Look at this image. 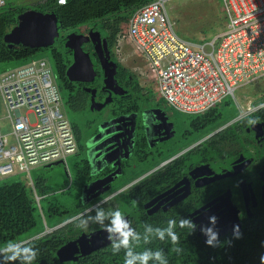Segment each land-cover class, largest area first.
<instances>
[{
    "label": "flooded vegetation",
    "instance_id": "1",
    "mask_svg": "<svg viewBox=\"0 0 264 264\" xmlns=\"http://www.w3.org/2000/svg\"><path fill=\"white\" fill-rule=\"evenodd\" d=\"M84 27L69 34L89 36L91 32H100ZM69 34L64 36V46ZM101 36L106 39L105 30ZM116 47L111 48L108 40L107 48L93 41L82 45L96 73L93 81L85 73L89 63L84 55L80 60L85 71L73 73L72 77L78 80H70L68 70L75 63V50L66 46L71 63L64 73L63 91L59 85L60 76L53 72L77 141V152L73 155L77 160L72 167L75 183L82 186V190L90 188L86 189L85 200L91 203L105 197L104 204L108 208L122 209L119 199L133 191L130 210L124 213L133 226L135 220L155 217L189 218L197 226L194 231L198 236L201 233L203 238L200 229L210 226V216H216L217 221L225 217V207L220 199L230 190L242 230L244 217L252 218L253 211L264 204V128L257 132L251 129L255 124L248 123L242 138L243 148L230 145L226 156L223 154L209 161L206 150L226 127L202 134V129L196 128L195 118L181 117L166 103L156 101L151 93L140 87L137 77L118 61ZM49 63L54 71L51 61ZM124 76L132 84L126 82ZM93 96L95 107L92 110ZM109 99L111 101L103 107ZM263 108L264 105H258L249 116ZM247 117L239 118L231 125L242 124ZM256 124H264V120ZM198 136L200 138L195 139ZM241 157L243 161L237 163ZM235 171L238 173L222 178ZM110 178L112 181L108 183ZM104 189L108 190L97 196ZM242 189L250 195L248 204ZM229 227L227 234L237 229L232 223L221 229Z\"/></svg>",
    "mask_w": 264,
    "mask_h": 264
},
{
    "label": "built area",
    "instance_id": "2",
    "mask_svg": "<svg viewBox=\"0 0 264 264\" xmlns=\"http://www.w3.org/2000/svg\"><path fill=\"white\" fill-rule=\"evenodd\" d=\"M10 1L0 0V9ZM172 1L151 0L127 22L126 36L143 63L141 77L134 75L156 101L197 117L264 77V0H220L223 32L197 42L179 34ZM0 93L12 126L11 135L0 130V180L21 175L34 188L31 172L77 152L50 63L33 60L0 74Z\"/></svg>",
    "mask_w": 264,
    "mask_h": 264
},
{
    "label": "trees",
    "instance_id": "3",
    "mask_svg": "<svg viewBox=\"0 0 264 264\" xmlns=\"http://www.w3.org/2000/svg\"><path fill=\"white\" fill-rule=\"evenodd\" d=\"M150 1L66 0V4L63 6L59 5L57 0L40 1L32 6V10L55 14L61 34V37L56 40L53 46L45 49H31L23 45L10 47L5 42V36L18 25L19 15L30 10L22 6H13L9 2L6 7L0 9V65L13 64V67L2 69L0 74L33 60H38V54L46 52L52 63L54 74L60 76L59 85L63 91L64 73L71 63L69 51L64 46L63 33L99 22L102 23V28L106 31V39L112 48L117 45L122 35L124 24L128 22L136 11ZM220 5L218 10L223 13L222 3ZM190 16L191 14L188 17ZM223 21L226 23L225 16ZM94 28L97 29V27ZM179 34L182 35L183 32L180 31ZM183 37L186 38V35ZM124 72L126 71L124 70ZM124 78L126 82L132 84L131 80L125 76ZM135 85L138 89L140 88L138 83H135ZM227 103L228 100L224 101L222 103L224 104L223 107ZM223 107L218 106L203 115L192 117L191 119H196V128L202 129L204 133L209 134L240 116L236 112L233 119L221 126H217L215 123L222 118L223 111L221 108ZM246 119L242 124L239 123L227 127L214 144H212L213 141L210 142L208 150H206L209 161L213 158L218 159L223 154L225 155L230 149L228 148L230 145H240V148H243L242 138L246 134L249 120H264V108ZM75 168L78 169L77 165ZM33 182L34 188L29 186L21 175L0 180V246L10 240L17 242L29 241L39 250L35 264H124L123 251L118 255H113L110 245L90 255L79 256L77 261L61 263L57 254L63 246L76 240L83 233L89 234L102 229L98 225H90L87 229H82L78 227L79 220L77 218L85 212L86 208L105 201V197L83 205L80 199L82 186H78L79 197H70L69 192H63L61 196L49 199L47 196L55 192H48L45 188V179L37 178ZM122 186L124 185L120 187ZM132 193L133 191H130L119 199V205L122 208L120 210L123 213H127L128 209L130 210V203L133 200L132 197H134ZM43 201H45V204H43ZM101 206L109 209L106 204ZM92 214L94 215V213ZM244 218L242 230L238 234L232 233L221 236L214 247L209 246L202 237L198 236L196 231L189 233L186 229H177L181 237L179 246L183 249L182 252L176 253L172 251L173 246L170 241L161 242L156 239H153L148 244H144L141 241L136 250L142 251L145 248L163 249L168 255L169 264H261V257H264V204H261L260 208L253 211L252 218L247 216ZM70 220L72 221L61 228L44 235L46 229H53ZM167 221L168 219L156 217L144 219L143 221L135 220L134 227L138 231L143 232V226L146 223L154 227H165ZM45 227L47 228L45 229Z\"/></svg>",
    "mask_w": 264,
    "mask_h": 264
},
{
    "label": "rangeland",
    "instance_id": "4",
    "mask_svg": "<svg viewBox=\"0 0 264 264\" xmlns=\"http://www.w3.org/2000/svg\"><path fill=\"white\" fill-rule=\"evenodd\" d=\"M40 1L45 0H11L10 4L13 6H22L28 9H32V6ZM220 3V0H173L169 5V11L171 16L177 21L179 32L182 31V35H186L187 40L190 38L189 41L197 42L202 38L216 36L223 32L225 22L223 21L224 15L222 11L220 10L219 12L218 10ZM190 14L191 18L188 17ZM94 27H97V29L101 33H103L104 29L102 28V23L99 22L96 24H90L88 26H85L84 28L93 29ZM127 27V23L124 24L122 35L118 40L117 47L115 48V54L122 66H124L136 76L138 75L139 77H141L140 67H142L143 63L137 52L133 50L126 36ZM70 32L63 33V36H66ZM38 58L45 59L50 62V59L46 52L38 54L37 59ZM11 67H13V64H1L0 71L2 69H10ZM262 102L264 103V77L254 81L253 83L238 88L234 94V97H230L228 99L227 105H225L224 107V104L221 105V107H223L221 108V110L223 111V116L215 124L217 126H221L222 124L230 121L234 118L233 116L236 114V112H238L240 114V117L243 118L249 113L253 112L257 108L258 104H261ZM173 111L175 114L181 117L187 116L181 114L176 110ZM25 112L26 109H22L21 114L24 115ZM30 119L32 123L35 122L33 115L30 116ZM237 119L239 118L232 120L222 128L231 126V123H233ZM0 130L4 135H10L12 133L11 120L9 118V113L7 112L3 103L1 93ZM202 132L204 133V131ZM198 138L199 136L195 139ZM76 160L77 159L74 156H70L67 159L65 166H54L51 169L47 170H45L44 168L34 170L33 172H31L32 182L37 178L45 179V188L48 190V192H55L47 196L49 199H53L56 196H61L63 192H69L70 197H79V191L77 189L78 186H76L75 174L73 173L72 169L73 164L76 162ZM22 179H25V177L22 176ZM43 204H45V201H43ZM103 204H101L100 202L97 205L101 206ZM46 228L47 227H45V229ZM51 232H53L52 228L50 230L46 229L44 235Z\"/></svg>",
    "mask_w": 264,
    "mask_h": 264
},
{
    "label": "water",
    "instance_id": "5",
    "mask_svg": "<svg viewBox=\"0 0 264 264\" xmlns=\"http://www.w3.org/2000/svg\"><path fill=\"white\" fill-rule=\"evenodd\" d=\"M60 36L61 34L58 27V19L55 14L52 13L44 14L42 12H38L36 10L30 9L19 15L18 25L14 27L5 36V42L8 43L10 47L15 45H23L31 49H45L53 46L56 40L60 38ZM73 41H82V42L74 43ZM89 41H93L94 43L97 42L99 46L100 45L102 46L103 44L104 48H107V40L102 39L100 32H96V33L91 32L89 36L79 35L76 33H71L67 36V42L65 45L66 48L75 50V63L68 70V76L72 81L78 80L77 78L72 77L73 73L85 71L84 66L80 60V57L83 55L88 59V63H89V68L85 72L86 75L91 76L90 81L91 80L93 81L96 76L89 54L85 53L82 50V45ZM106 51L108 58H110L109 50L106 49ZM108 58H105L107 62H109ZM115 71H116V66H115ZM93 95H95V93H93ZM110 101L111 99L106 100V102L102 106L103 107L106 106V104L109 103ZM94 107H95V97L93 96L91 109L93 110ZM263 128H264V124H255L252 126L251 129L257 132H262ZM260 135L261 133H259V135L257 134V138ZM241 161H243V157H241V159L238 160L237 163H240ZM60 165L65 166V163L62 161L56 162L45 166L44 169L47 170V169H51L54 166H60ZM237 173L238 171H235L232 174L227 173L225 176H222V178L229 177L230 175L233 176ZM111 181L112 180L110 178V180L107 182L110 183ZM86 189H90V188L85 187L82 190L83 193L81 200L83 205H87L90 202V200H85V197L87 196L85 193ZM107 190L108 189L102 190L100 193H98L97 196L104 194ZM242 191H244L245 201L246 204H248L250 202V195L247 192H245L244 189H242ZM220 201L222 205L225 207V217L217 221V224L215 226V231L218 233V238L226 235L227 232H229L230 227L225 229H221V228L223 225H227L230 223H232L233 226H236L238 228L239 230L238 233H239L241 231L239 214H238L239 211L236 207L233 206V203L231 201V191L228 190L226 194L220 199ZM253 201L256 202L255 197H253ZM71 221L72 220L65 222L52 230L61 228L62 226L66 225ZM233 233L238 234L236 231ZM107 236L108 234L104 232L103 229L99 231L91 232L90 234L83 233L79 238L67 243L58 251L57 255L59 257L60 262L65 263V262L77 261L79 256L81 257V256L90 255L93 252L98 251L110 245ZM199 236H201V233H199ZM203 239L204 241H206L207 238L203 236Z\"/></svg>",
    "mask_w": 264,
    "mask_h": 264
},
{
    "label": "clouds",
    "instance_id": "6",
    "mask_svg": "<svg viewBox=\"0 0 264 264\" xmlns=\"http://www.w3.org/2000/svg\"><path fill=\"white\" fill-rule=\"evenodd\" d=\"M249 123L256 124L257 121L250 120ZM103 203L101 202V204ZM77 219L79 220L78 227L82 229H87L90 225L100 226L108 234L107 239L110 242L112 254L118 255L123 251L124 264H169L168 255L163 249L145 248L142 251H137L140 242L148 244L153 239L161 242L170 241L173 246L172 251L180 253L183 249L179 246L181 237L177 229H186L192 233L197 227L189 218H179L178 220L171 218L168 219L165 227H154L146 223L143 226V232H140L119 208L106 209L100 205L86 208L85 212ZM216 224L217 217L210 216V226L200 229L207 238L206 243L213 247L218 242V233L215 231ZM235 231L238 233V228ZM38 255L39 250L27 240L21 242L10 240L0 246V264H35ZM261 264H264V257H261Z\"/></svg>",
    "mask_w": 264,
    "mask_h": 264
},
{
    "label": "crops",
    "instance_id": "7",
    "mask_svg": "<svg viewBox=\"0 0 264 264\" xmlns=\"http://www.w3.org/2000/svg\"><path fill=\"white\" fill-rule=\"evenodd\" d=\"M10 135H11V134H10ZM11 140H12V141H14V139H13V138H11ZM43 168H44V167H43ZM40 169H41V168H40ZM24 180H25V179H24ZM27 183H28V185H29V182H28V181H27ZM33 185H34V184H33Z\"/></svg>",
    "mask_w": 264,
    "mask_h": 264
}]
</instances>
